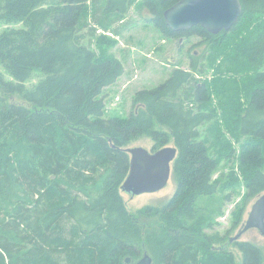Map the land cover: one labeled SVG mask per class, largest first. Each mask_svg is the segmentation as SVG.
Here are the masks:
<instances>
[{"label":"trees","instance_id":"obj_1","mask_svg":"<svg viewBox=\"0 0 264 264\" xmlns=\"http://www.w3.org/2000/svg\"><path fill=\"white\" fill-rule=\"evenodd\" d=\"M178 1L140 0L135 7L165 39L204 45L205 60L191 56L189 69L175 68L161 84L136 91L128 116L106 117L104 93L124 65L106 49L97 54L80 32L88 20L108 30L135 0H0V264H126L144 250L152 264L264 262L258 246L230 243L228 232L216 231L232 194H221L225 176L215 177L213 156L215 145L234 154L217 142L223 136L216 123H223L240 136L243 180L236 179L246 199L264 194V0H239L236 23L216 35L199 25L170 30L163 13ZM201 61L212 70L205 82L197 78L206 74ZM243 72L244 94L229 76ZM36 74L42 78L27 87ZM2 94L29 106L7 103ZM211 96L220 102L219 118ZM144 136L157 150L168 142L177 150L174 194L161 209L137 212L161 221L145 229L120 194L130 166L124 147ZM215 197L221 199L211 204Z\"/></svg>","mask_w":264,"mask_h":264},{"label":"rangeland","instance_id":"obj_2","mask_svg":"<svg viewBox=\"0 0 264 264\" xmlns=\"http://www.w3.org/2000/svg\"><path fill=\"white\" fill-rule=\"evenodd\" d=\"M140 0H135L131 5L123 18L118 21L115 19L108 30H102L99 27H93L90 20L87 22V29L82 27L81 34H83L82 42L91 47L97 54L103 49L107 50V54L120 59L124 65V73L122 77L115 83L114 86L109 87L104 93V98L107 103L108 110L105 112L106 117L110 116H128L133 111L134 106L132 104V98L136 91L141 89H149L164 82L175 68L187 70L189 64L192 61L191 56L200 60H205L206 55L203 51L205 46L196 45L197 40L191 39H165L162 37L159 30L148 21L146 14H138L135 5ZM89 5V4H87ZM142 12V11H141ZM19 27V25L15 26ZM5 27H0V31ZM91 30H95L91 35ZM88 33V34H87ZM109 34V35H108ZM102 37H107L114 41L113 45H107L101 41ZM210 59L209 57L207 60ZM201 66L206 62H200ZM206 74L200 76V81L205 82L211 79L212 70L210 68H204ZM225 67L223 68V71ZM0 71H2L0 67ZM234 74V75H233ZM224 75H229L225 73ZM231 80H236L238 83L239 93L244 94L245 83L242 82L245 79V73H230ZM42 76L40 74L34 75L27 83V87H33ZM118 96L119 101H115V97ZM2 97L7 103H14L17 105L29 106L22 98L16 94H2ZM240 99L244 101L243 96ZM219 100L211 96V108L216 110L217 118L220 117V108L218 107ZM220 103V102H219ZM220 125V126H219ZM216 123L220 140L217 141L221 148L227 147L225 151L230 149L234 151L233 155L225 156L227 152L223 154L220 152V148L214 146L213 156L219 161L218 172L215 175L219 176L220 173L224 174L223 185L224 188L221 192L222 195L230 192L232 194L231 202L224 205L223 214L216 217L217 222L216 231L221 234L228 232L229 237H233L242 223L247 219V216L251 210L252 204L256 199H246V189L240 180V169L238 166V160L236 159L239 153V139L238 132H229L227 126L223 123ZM207 126V124H204ZM235 130V129H232ZM210 140L211 138L208 137ZM213 144L214 140H210ZM172 142H168L165 147H173ZM141 147L149 152L156 151L155 143L149 137H141L128 143L124 148ZM163 148V147H162ZM154 149V150H153ZM161 149V148H160ZM172 173V172H171ZM240 179L237 180L236 179ZM175 182L172 178V174L167 182V185L155 193H143L140 195H130L120 190L121 197L126 205L127 211L134 216V219L139 222L143 229L154 224H161L158 216H155L152 212L148 215H140L137 212L146 207H150L153 210L161 209L170 200L175 191ZM218 197V196H217ZM221 199V198H220ZM219 199V200H220ZM216 197L213 202L219 201ZM243 211L241 215V223L236 229H232V218L237 216L240 211ZM239 241H249L260 249L264 250V237L260 235L257 229H249L244 232ZM232 251L235 262L240 263L241 256L239 251L229 246Z\"/></svg>","mask_w":264,"mask_h":264},{"label":"water","instance_id":"obj_3","mask_svg":"<svg viewBox=\"0 0 264 264\" xmlns=\"http://www.w3.org/2000/svg\"><path fill=\"white\" fill-rule=\"evenodd\" d=\"M241 12L239 0H179L165 10L163 17L165 24L174 32L199 25L216 35L221 31H229ZM124 151L130 156V166L120 186L121 191L134 196L155 193L167 185L177 156L175 147H163L154 152L141 147L125 148ZM249 229H257L264 237V194L252 204L247 219L230 238V243L238 241ZM125 262L129 264L131 260L128 258ZM134 264H152V259L144 250Z\"/></svg>","mask_w":264,"mask_h":264},{"label":"built area","instance_id":"obj_4","mask_svg":"<svg viewBox=\"0 0 264 264\" xmlns=\"http://www.w3.org/2000/svg\"><path fill=\"white\" fill-rule=\"evenodd\" d=\"M197 78L199 79L200 77H197ZM118 96H119V95H117V96L115 97V101H119ZM107 110H108V107H107Z\"/></svg>","mask_w":264,"mask_h":264},{"label":"flooded vegetation","instance_id":"obj_5","mask_svg":"<svg viewBox=\"0 0 264 264\" xmlns=\"http://www.w3.org/2000/svg\"><path fill=\"white\" fill-rule=\"evenodd\" d=\"M135 262H130L129 264H134Z\"/></svg>","mask_w":264,"mask_h":264},{"label":"bare ground","instance_id":"obj_6","mask_svg":"<svg viewBox=\"0 0 264 264\" xmlns=\"http://www.w3.org/2000/svg\"><path fill=\"white\" fill-rule=\"evenodd\" d=\"M109 35V34H108Z\"/></svg>","mask_w":264,"mask_h":264}]
</instances>
